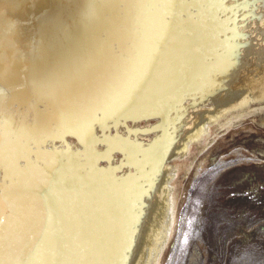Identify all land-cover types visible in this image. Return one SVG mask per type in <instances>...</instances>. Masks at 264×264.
I'll return each instance as SVG.
<instances>
[{"label": "water", "instance_id": "95a60500", "mask_svg": "<svg viewBox=\"0 0 264 264\" xmlns=\"http://www.w3.org/2000/svg\"><path fill=\"white\" fill-rule=\"evenodd\" d=\"M263 105L264 0H0V264H146L173 165Z\"/></svg>", "mask_w": 264, "mask_h": 264}, {"label": "rangeland", "instance_id": "374dc122", "mask_svg": "<svg viewBox=\"0 0 264 264\" xmlns=\"http://www.w3.org/2000/svg\"><path fill=\"white\" fill-rule=\"evenodd\" d=\"M256 107L209 125L173 165L165 237L150 264H264V106Z\"/></svg>", "mask_w": 264, "mask_h": 264}, {"label": "bare ground", "instance_id": "6f19581e", "mask_svg": "<svg viewBox=\"0 0 264 264\" xmlns=\"http://www.w3.org/2000/svg\"><path fill=\"white\" fill-rule=\"evenodd\" d=\"M264 106V105H263ZM262 106V107H263ZM258 107V106H257ZM256 107V108H257ZM252 108H254V107H252ZM255 108V109H256ZM259 109H261L260 108V106H259ZM242 110H244V109H242ZM248 109H246V111H247ZM253 111H255V113H257L256 112V110H254V109H252ZM258 110V109H257ZM262 110V113H261V111H260V113L259 114H261V118L260 119H258V123H259V125H261L260 127H264V107L261 109ZM241 110H237L236 112H233V113H231V114H228V115H226V116H224V118H223V122H226L227 120L229 121L230 120V118L232 117V116H236V115H239V113H242V112H240ZM249 111V110H248ZM253 111H249V112H252L253 113ZM244 113H246V112H244ZM247 114V113H246ZM249 114V113H248ZM247 114V115H248ZM258 114V115H259ZM242 115H245V114H242ZM240 116V115H239ZM235 118V117H234ZM250 118H252V117H250ZM255 118V117H254ZM222 121V120H221ZM239 121V120H238ZM238 121H236V122H238ZM253 121H255V120H253ZM230 123V122H229ZM239 123V122H238ZM257 123V122H256ZM225 124V123H224ZM227 124V123H226ZM233 124V123H232ZM237 124V123H236ZM214 125H215V123H214ZM213 125V126H214ZM258 125V126H259ZM263 125V126H262ZM217 126V125H216ZM221 126H222V124H221ZM220 126V128H222ZM233 126H235V125H233ZM224 127H225V125H224ZM223 127V128H224ZM229 127V126H228ZM219 128V127H218ZM219 128V129H220ZM214 129H215V127H214ZM206 130V129H205ZM211 130V129H210ZM216 130V129H215ZM238 131V130H237ZM214 134H216V133H214ZM263 135V134H262ZM211 139V138H210ZM210 141V140H209ZM263 142V141H262ZM196 143V142H195ZM254 143V142H253ZM195 145V144H194ZM198 145V144H197ZM199 146V145H198ZM201 146V145H200ZM196 147V146H195ZM208 147V146H207ZM207 147H205V148H207ZM194 148V147H193ZM192 147H191V149H193ZM197 148V147H196ZM200 148V147H199ZM198 148V149H199ZM204 148V147H203ZM204 148V149H205ZM191 149H189V150H191ZM197 150V149H196ZM191 152V151H190ZM197 152V151H196ZM189 153V152H188ZM187 153V154H188ZM207 153V152H206ZM190 154V153H189ZM188 154V155H189ZM192 154V153H191ZM189 157V156H188ZM181 163V162H180ZM186 164V163H185ZM176 167V166H175ZM174 168V167H173ZM180 169V168H179ZM168 198H169V196H168ZM167 198V201H166V204H167V207H166V211H165V216H164V221H163V224H162V226H161V228H160V231H159V236H158V238H156V240L154 241V244H153V246H152V250H151V252L149 253V257H148V260H147V263L146 264H150V262H152V260L154 259V257L156 256V254H157V252H158V248H159V246L161 245V241L163 240V238L165 237V234H164V232H165V228H166V225H167V219H166V217L168 216V210H169V206H170V200Z\"/></svg>", "mask_w": 264, "mask_h": 264}, {"label": "snow or ice", "instance_id": "6c2138e0", "mask_svg": "<svg viewBox=\"0 0 264 264\" xmlns=\"http://www.w3.org/2000/svg\"><path fill=\"white\" fill-rule=\"evenodd\" d=\"M0 206H2V201H0ZM3 264H5V259H4V255H3Z\"/></svg>", "mask_w": 264, "mask_h": 264}]
</instances>
